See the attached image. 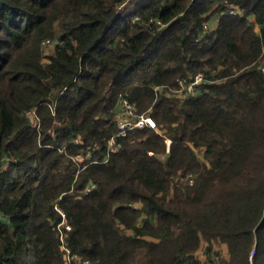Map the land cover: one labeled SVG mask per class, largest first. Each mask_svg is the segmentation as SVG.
I'll use <instances>...</instances> for the list:
<instances>
[{
  "label": "trees",
  "instance_id": "trees-1",
  "mask_svg": "<svg viewBox=\"0 0 264 264\" xmlns=\"http://www.w3.org/2000/svg\"><path fill=\"white\" fill-rule=\"evenodd\" d=\"M262 66L264 0H0V264H264Z\"/></svg>",
  "mask_w": 264,
  "mask_h": 264
},
{
  "label": "built area",
  "instance_id": "built-area-1",
  "mask_svg": "<svg viewBox=\"0 0 264 264\" xmlns=\"http://www.w3.org/2000/svg\"><path fill=\"white\" fill-rule=\"evenodd\" d=\"M239 11L238 7H234L232 8L231 12H237ZM208 25H205V28H207ZM44 43H50L49 40H46ZM262 71L264 72V66H262ZM201 80V75L198 74L196 75L195 78V83L199 82ZM190 89H192V87H189ZM122 106H123V111L120 113L122 114V117L118 120L117 122V127H118V133L117 135L111 137L108 141V151L110 150H116L119 147V143H118V137H123L127 134V131L134 128V127H144V126H150L155 128L156 124L155 121L149 116V115H139L135 118H132L131 114H132V110H133V106L132 104H130L126 99H123L122 101ZM167 148L170 145V139H167ZM55 208L59 211V213L61 214L63 221L60 222L58 224V226L61 225H65L66 229H69L70 227L68 225H66L64 223V218H65V213L56 205ZM67 253L69 254V251L66 250ZM74 257L76 258V256L74 255ZM85 263H88L87 261H85Z\"/></svg>",
  "mask_w": 264,
  "mask_h": 264
},
{
  "label": "rangeland",
  "instance_id": "rangeland-1",
  "mask_svg": "<svg viewBox=\"0 0 264 264\" xmlns=\"http://www.w3.org/2000/svg\"><path fill=\"white\" fill-rule=\"evenodd\" d=\"M213 23H214L213 21H212V22H210V24H213ZM48 48H49V47H48ZM48 48H47V49H48Z\"/></svg>",
  "mask_w": 264,
  "mask_h": 264
}]
</instances>
